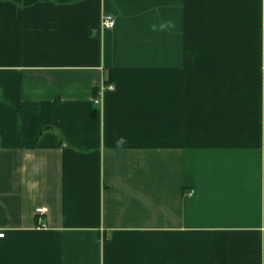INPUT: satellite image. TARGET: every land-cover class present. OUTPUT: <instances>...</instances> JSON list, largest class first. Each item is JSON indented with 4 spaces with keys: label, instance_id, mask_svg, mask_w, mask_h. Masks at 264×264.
Returning <instances> with one entry per match:
<instances>
[{
    "label": "crops",
    "instance_id": "obj_1",
    "mask_svg": "<svg viewBox=\"0 0 264 264\" xmlns=\"http://www.w3.org/2000/svg\"><path fill=\"white\" fill-rule=\"evenodd\" d=\"M0 232V264H264V0H0Z\"/></svg>",
    "mask_w": 264,
    "mask_h": 264
},
{
    "label": "built area",
    "instance_id": "obj_2",
    "mask_svg": "<svg viewBox=\"0 0 264 264\" xmlns=\"http://www.w3.org/2000/svg\"><path fill=\"white\" fill-rule=\"evenodd\" d=\"M115 24H116V17L113 14L108 13L102 17L100 28L101 29L112 28L115 26ZM113 88H114L113 84H110V83L101 85V87L99 88V97L95 98L94 101L96 103H100L105 91L108 89H113ZM37 211L38 213H41L43 211V208L38 207ZM4 234H5L4 232H0V237H3Z\"/></svg>",
    "mask_w": 264,
    "mask_h": 264
}]
</instances>
